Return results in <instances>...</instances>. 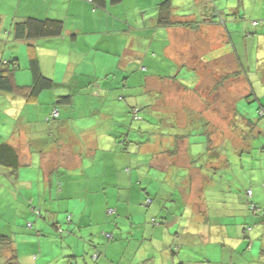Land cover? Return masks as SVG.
<instances>
[{
    "label": "trees",
    "instance_id": "trees-1",
    "mask_svg": "<svg viewBox=\"0 0 264 264\" xmlns=\"http://www.w3.org/2000/svg\"><path fill=\"white\" fill-rule=\"evenodd\" d=\"M85 1L91 3L94 9L104 8L107 2V0ZM109 1L117 5L121 3L122 0ZM156 11L157 17L154 28L156 29L157 27L158 30H161L163 27L168 26H192V28H197L200 24H205L206 22L216 24L222 23L223 26L227 28V32L229 30L227 34L228 39L225 42V46L229 47V49H233V52L235 53V55H237L236 58L238 60L239 54L237 47V38L241 34V31L235 26V21H233V14L226 17L218 9H215L212 12H207L204 16H202V18L200 19L201 21L192 20V22L191 20L189 21L188 19H184L182 16L177 17L176 15H174L172 13V4L170 0L159 2L156 5ZM261 17L262 18L260 19H247L246 21L249 22L253 27H257L259 25H264V16L262 15ZM244 21L240 19V23ZM2 22V16L0 14V26ZM117 27L118 25H116L114 28ZM2 30L5 32V36L2 38L3 49L7 52L12 53V55L0 60V93L11 94L17 98H20L18 100H20L22 103L24 100L26 101V105L31 106V103L41 101L40 95L44 91L53 89L56 87V84L60 83L53 74L48 75L45 73L40 63L38 47L44 45L48 48L50 41L54 38H56L58 42L56 43L58 44L56 47L64 46L62 45V43H59V41L66 36V21L63 18L41 16L40 14L37 15L36 13L27 12L25 14V6L22 5L20 11L19 5L16 14L13 16L11 25L8 28H2ZM250 34L251 33L246 32V36H250ZM109 35H111L110 32L104 34L105 38L113 37H109ZM114 35H117V31L114 32ZM71 36L75 37V34L72 33ZM10 39L16 42L24 41L27 45L26 51L28 54V68L30 70V83L27 82L28 84L21 85L16 81L15 72L19 67V59L17 51L14 48L10 50L7 48ZM107 41L108 40L106 39V41L104 42H98V44H96V47H98L97 50H100L99 48H105V46L108 45ZM148 42H150V40H148ZM69 48L70 54H73V52L77 50V56L83 55L84 58L75 61L73 66L68 67L66 71V77L70 76L73 79L75 78V80L73 81L76 82V85L81 84L80 82H83V85L86 84V89L84 93H77V91H79L80 89L78 88L74 93H70L67 95H63L65 93H59V95L56 94L55 98L62 102L64 106H61V104L60 106H57V103H55L51 98V100L47 102V106L44 109L43 114L40 116H37L36 114L35 118H32V121L29 122L30 126H33L34 128V131L32 130L33 140L31 144V149L34 156L33 164L35 163L40 167L42 165L41 159L47 153L43 152L52 151L53 147L55 149L62 150V147L60 145H66L71 135L81 138L84 133L89 132L90 134L95 135L98 140L97 148H95L93 154L96 158L94 159L89 156L92 159V163L88 164L85 168H80L82 170H85L80 173V177L83 178L85 182H88L90 184L89 180L93 173V169L95 168V166L92 167V164L98 157L103 154L102 152L105 147V143L111 144L116 141L127 156L129 154L134 155V150H136V155L139 145L149 141V138L152 137V135L157 133L160 135H167L172 131L180 130L177 126L178 120L175 113L171 112V114L174 116H170L167 115L168 113H170L169 110H162L163 103L161 104L159 102L164 101L162 100L164 99L163 92L149 87L152 79L158 81L159 84H164V82H172L182 85L185 84L183 82L177 81L175 77L176 74H181L182 72H179L177 70V66L175 63H173V61H170L163 57H157L155 60V50H151L149 51V54L146 53V56H153V59L151 58L150 60H153L155 63H157L159 68H154L151 65L149 66V64H152V61H149V63L146 64H142L141 66V63H143L144 61L141 60L140 62L139 58L135 59L134 57L128 56L129 54H125L124 44H122V47H116L110 50L105 49L106 51L111 53L109 58L110 66H108L109 69L105 72L102 71V75L99 76L97 74L86 73L84 71V66L86 64L91 66L95 65L93 64L94 57L88 49L82 50L78 43L72 42L69 43ZM18 51L21 52L23 56L25 55V51L22 50V46L19 47ZM93 53L95 54L94 51ZM244 55L248 56V52L246 51ZM124 62H128L131 64L124 67ZM220 78H222V76L218 77V80H220ZM261 79L262 76L260 77V79L255 78L251 82L249 77L247 76L246 81H248L249 84H262ZM186 85L193 86V84ZM103 90L109 95L108 100L105 98ZM80 94L84 95V105L87 107L88 112L85 116H81V121L78 122L80 118L79 112L72 106V104L79 101L80 98L76 97ZM240 100H248L254 102L251 106L252 111L250 112V115L248 114V116L252 117L246 119L241 116L239 117L237 104ZM138 101H142V103H138ZM145 106H150L152 109L149 107V110L151 111L150 115H146L143 117L142 115H140V112ZM60 108H63L64 113L60 110ZM230 110V113L232 114L230 124L231 127L228 128V130H226L224 133V135H226V138L222 141L220 140V142H218L216 145L212 144L213 140L210 138V132L208 131V122L203 120L199 123L190 122L192 126L190 125L189 127H187L188 129L184 132L186 136L183 137L184 135H179V138L177 139L180 140V138L183 137L189 140L192 147V149H190L191 161L193 165L195 163H199L197 165L201 169V172H203L201 175L204 176V193L210 204H214L217 202L218 204L222 205L221 208L224 211H229L230 209L226 208V204L230 202L231 198H235L236 194L234 191H229V187H243L244 191L242 189H238L241 190V193L238 191L237 194L238 196H240L243 191V194L245 193L244 198L246 196L247 199L246 201H244L243 198L238 199V202L246 204H244V206L245 208L247 206L246 209L248 213L247 215L244 214L243 216H241V219L244 221L245 216L246 218H248L249 216L248 219L252 220H250L249 222L241 221L239 222V224L243 222L242 234L243 238L249 239L250 244L248 248H246L250 250L253 243L251 231L253 230L254 226L258 225L259 220L264 222V205L252 200V184L247 188L244 187V184H249V181L245 183L239 178H225L222 175L221 168L228 169L229 167H231L232 157L229 155V152L232 149L236 154V161H238V157H240L241 160L245 159V161H247V159L249 158L251 163L258 161H260V164H262V162L264 163V144H262L261 141L262 137H264V103L260 100V97L258 98L253 93H250L238 99L236 105L230 106ZM101 116H105L104 119L101 120ZM80 122L82 123V127L81 129H77V125ZM159 122L161 123V125H158ZM65 124L70 125L72 129V132H70V136L69 134H65L63 131L59 132L58 130L63 129ZM194 150L199 152H195ZM218 150L225 152L224 155L220 154ZM107 154L109 157L112 156V152H109ZM82 156L88 157L86 154H83ZM82 162L84 163L83 158ZM24 165L25 162L24 160L20 159V152L18 147L9 141L0 140V170H2L0 172V180L2 181V185H25V181L21 180V173L19 172L21 167ZM63 167L66 166H61L58 169L50 168V171L46 176L49 178L50 184L55 185L57 188H61L63 180L68 178L69 176L62 169ZM41 168L42 172L45 174L44 168ZM69 169L78 170L79 168L74 167ZM183 172L185 175L188 174L187 170H183ZM228 173H230V171H225V173L223 172V174ZM252 180L250 182H252ZM208 185H213V189L209 188ZM83 188L84 184L82 186H78L79 191H82ZM207 190H211L213 191V193L211 195H206ZM171 191L172 187L168 190V194H171ZM26 197L28 199V206L31 208V211H35L36 207L32 204V201H30L31 194L26 195ZM232 200L235 202L234 199ZM154 201H156L155 196L146 197L144 199L143 206L148 209ZM208 210L209 214L207 216V223H210V217L213 216L212 212L214 211L209 207ZM115 211L116 209L108 208V212L110 214L115 213ZM89 215L90 219H92L93 214L90 213ZM163 215H153L150 218L151 222L153 224L162 223L160 218H162V220H165L166 218ZM143 216H145L143 212L140 216L138 215V217L141 219V222L137 223L135 227L143 226L146 229H149L150 226H146L145 222L148 220H143ZM70 222L72 225L74 224L72 217L70 219ZM63 223L64 222L56 221L53 224L58 229L60 234H63L65 232V230L63 229ZM226 223L227 224L222 225H230V223ZM25 226L32 228L33 224L31 222H28ZM86 226L87 228H90V230H92V236L100 238H114V234L112 232L109 233L105 230L101 231L98 228L99 225H95V227H92L91 224L81 225L79 222L77 225L75 224L74 227L70 226L69 229H66V234L68 236H64V238H70L71 233L80 236L82 230L86 228ZM97 229L98 231H96ZM85 230L86 232H88V229ZM90 230L88 232L89 234ZM83 236L86 235L83 233L82 238L84 239L85 237ZM103 241H105L107 244V240L104 239L91 240L87 243L88 246L93 247V249L95 248V250L92 249V253L90 254L94 261L98 260L102 254L99 249H101L100 246H102ZM65 248L68 251V255L66 256L70 257L68 262L70 264H73L71 258H76L80 254H78L77 251L72 250L71 241L65 246ZM68 248H71V250H69ZM181 249V246H177V248L172 250V254H178L177 251H180ZM10 250L12 251V256L10 255L6 258V260L4 261L5 264L10 262H17L18 252L14 247V242L11 234L7 231L6 228L2 227L0 228V256L6 254V252ZM245 251L247 250L242 249V251L239 252L238 256L240 258L248 257V263L244 264H254L255 261L253 260L252 255ZM244 253H246L245 256ZM218 255L219 256L216 255V257L214 256V260H211L212 262L209 264H222L221 262L218 263L217 259V257L220 258L222 256V253H219ZM207 259L209 260L210 258L207 257L204 260ZM176 264L186 263L176 262Z\"/></svg>",
    "mask_w": 264,
    "mask_h": 264
},
{
    "label": "crops",
    "instance_id": "crops-1",
    "mask_svg": "<svg viewBox=\"0 0 264 264\" xmlns=\"http://www.w3.org/2000/svg\"><path fill=\"white\" fill-rule=\"evenodd\" d=\"M162 1L164 0H122L121 3L116 5L107 0L104 8L94 9L92 4L85 0H30L29 3L25 1V14L29 12L36 13L37 15L40 14L41 16L63 18L66 21L67 30L66 36L62 40L60 39L61 42L59 41V43H62V45H64L63 47L70 52V42L78 43L79 45L83 42L84 46L86 47L85 49H88L94 57L93 64L97 65V62L100 63L102 66V71L104 72L109 69V58L111 55V53L105 49L110 50L116 47H122V44H124L125 54H129L128 56L134 57L135 59L139 58L140 62L141 60L144 61L141 63V66L142 64L152 61V64H149V66L151 65L154 68H159L157 63H155L153 60H150L151 58L153 59V56H146V53L149 54V51L151 50H155V60L157 57H163L173 61V63L176 64L177 70L179 72L184 70L183 67L187 68V70H194L192 72H198L197 70L199 69H197L196 66H190L187 64L191 61H196L199 64V67H204L207 65V63H213L215 66L217 65L216 61L224 56L232 58L237 64H239L236 58L237 55H235L233 49H229V47L225 46V42L228 39L227 34L229 30L227 32V28H225L222 23L216 24L206 22L207 24H200L197 28H192V26H168L163 27V30H158L157 27L155 29L154 27L157 17L156 5ZM170 2L172 4V13L177 17L182 16L184 19H188L189 21H201L200 19L202 16H204L207 12H212L215 9H218L223 13L224 16L228 17L232 13L243 9V7L248 8V2L246 0H170ZM237 3L239 5H237ZM122 5L125 6L126 10L127 7L132 8L133 13L131 18L121 19L122 11L120 7ZM150 10H154V12L147 16L146 13L150 12ZM139 16L142 17V21H140ZM132 19L133 24L130 27H127L126 23H124V20L130 22ZM246 20L242 23L235 21L236 28L243 32L244 30H247V28L253 29V26ZM142 22L144 25H146L147 29H152L151 32L148 30V33L144 35L145 37H141L142 34L139 33L137 28V24ZM116 25H118V27L114 28ZM2 28H8V26L3 22L0 26V60L12 55V53L3 49L2 38L5 36V32L2 30ZM204 28H209L210 32L207 30L203 32H208L212 36H216L218 39L223 38L224 43L216 48H207V46L204 44L201 45V42L199 44L191 43L189 45L187 36L191 34L193 35L195 32H201ZM116 31L117 35L115 36L114 32ZM108 32L111 34L109 37H113L105 38L104 34H107ZM72 33L75 34V37L71 36ZM184 36H186L185 40L188 41L187 47L189 48L186 54L183 52L173 54L170 50L173 42L183 39ZM81 37L84 39L83 41L80 40ZM106 39L108 40V45L103 49L99 48L100 50H97L98 47H96V44H98L100 41L104 42ZM148 40H150V42H148ZM56 43H58L57 39L54 38L50 41L48 48H44V45L38 47V55L42 67L44 60L55 59V55L57 54L56 46L58 45ZM93 51L99 52L100 54H94ZM46 55H48V57H46ZM130 64L131 63L124 62L123 66L125 67ZM219 66L221 65L219 64ZM212 69H214V74L218 71L216 70V67H213ZM210 71L211 69L207 66L205 72L208 73ZM205 72L203 73L205 74ZM45 73L50 75L52 72L45 71ZM27 75L28 74L25 73L23 78L20 79L21 83L29 82V77ZM261 80L262 84H249L247 81L248 86H245L246 90H243L244 94H242L240 98L253 93L256 97H260V100L264 103V71L262 73ZM167 85L168 84H159L158 81L152 79L149 87L160 90L163 92V94H165L163 88L167 87ZM172 85L176 88H184L188 92H194V96L197 97L194 99H197L200 103L202 102L200 95L201 93H199L198 90L203 88V84H193V86L186 84ZM215 86H213V88H215ZM103 94L108 100L109 95L104 90ZM240 98H234L233 100L231 99L229 101L230 106L236 105V102ZM18 99L20 98H17L11 94L0 93V140L9 141L16 145L20 152V159L24 160L26 166L32 165L34 162V156L31 149L33 140L32 133L34 128L29 124V122H31L30 120H32L29 113L31 106L25 105L26 113L25 115L20 116V123L25 122V126L20 129V132L19 129H16V131H6L4 133V130L6 129L5 125L8 123L9 118L13 119L6 111L4 105L7 104L11 107L14 103L22 105V102ZM205 101L206 98L203 99L204 103ZM159 103L162 104L164 101H160ZM218 106L222 105L218 104ZM167 115L174 116L171 113H168ZM104 117L105 116H101V120L104 119ZM199 120L202 121L201 119ZM207 120L210 121V119ZM178 129H180V131H172L167 135H160L158 133L152 135V137L149 138V141L139 145L136 155V150H134V155L129 154L127 156L116 141L111 144L105 143V147L102 152L103 154L92 164V167L95 166V168L93 169V173L89 182L94 192H101L102 194L106 193L101 185H106L104 180L108 176L116 178L123 176L124 174L128 176V184L122 182L118 183L117 185L120 189H128L130 191L135 190V182H141L142 186L143 181L147 180L149 184H153V186L156 188L157 198L148 209L146 208L144 215L149 214V218H151V216L156 214H159V216L165 214L163 216L169 218V220H172V223L176 224V229L174 232L170 227L165 228L167 232L166 241L163 240V235L156 236L155 233L151 232L150 239L153 243H155L156 246H152L151 242L150 246H141L143 243L137 245V249L132 252L134 254L138 253L137 260L128 261L127 264H176V262L186 264H209L212 262L211 260H214L213 258H215L216 255L219 256V253H222V258L217 257L218 263H248V257L240 258L238 256L242 249L247 250L245 252H248L252 255L253 260L255 261L254 264H264V222L259 220L258 225L254 226L253 230L251 231L253 243L250 250L247 249L250 244L249 239L243 238L242 223L244 221L249 222L252 220L248 219L249 216L248 218L245 216L244 221L241 219V216L244 214L247 215L248 213L246 209L247 206L246 208L244 206L245 203L238 202V199L243 198L244 201L247 199L246 196L244 198L245 193L243 194V187H229V191H234L236 193L235 198H231L230 202L226 204V208L230 209L229 211H224L221 208L222 205L218 204L217 202L210 204L204 193V176L201 175L203 172H201V169L197 165L199 163H195L194 165L192 164L190 157V149H192V147L189 140L187 138H183L186 136L184 132L188 128L186 126V128L182 129L178 126ZM58 130L59 132L63 131L65 134H69V136L71 134L70 132H72V129L68 124H65L63 129ZM208 131L210 132V138L213 140L212 144L216 145L218 142H220L221 139L219 140V138L222 135L221 130L208 128ZM179 135L184 136L179 140L177 139L179 138ZM85 136L89 137L87 141L83 140ZM158 136L165 138L164 145L158 151H144V148L157 141ZM171 136L174 138L171 140L172 142L169 141V137ZM261 141L262 144H264V137H262ZM97 142V137L93 134H90L89 132L84 133L81 138L71 135L66 145H60L62 150H58L53 147L52 151L43 152L47 153L41 159V167L44 168L46 176L50 171V168L58 169L61 166H66L68 168H81L83 167V154H86L87 156H90L94 159L96 158L93 154L95 148H97ZM81 143H84V146L79 150V144ZM109 152H112V156L110 157L107 154ZM132 157L136 158L133 160ZM101 159L106 161V164L110 163L112 166H115L116 171L113 175L103 174V176H101L97 173L96 168ZM139 168H145L146 170L148 169L147 171H149V176L142 178L140 177L139 173L133 172L139 171ZM159 170L166 171V174H162L167 176L169 185L172 187L171 194H163V188H161L162 186H160V184L159 186H156L153 183L151 176L155 177L156 172ZM183 170H187L188 174L185 175ZM179 174L180 176L185 177L179 178ZM258 180L261 181L258 183L253 182L252 184V200L264 205V172L263 174L259 175ZM157 181H159V178H157ZM238 189L243 190L240 196H238L237 193L238 191L241 193V190ZM111 195L114 196V193ZM232 199H234L235 202ZM208 207L210 209L212 208L214 211L212 212L213 216L210 217V223H207V216L209 214ZM123 213L125 216L131 215V213L128 212V209H126ZM102 215L105 219L106 214L104 211H102ZM138 215L141 214L138 213ZM241 221L243 222L239 224ZM78 222L82 225L81 221ZM122 222H126V220H122ZM226 222L230 223V225H222L227 224ZM155 229L156 228H153V230ZM144 231V233H147L148 229L144 228ZM179 237L183 238L182 243L178 241ZM143 240L146 239L143 238ZM130 245H132V243H129V246ZM176 245L181 246L182 249L177 251L178 254L173 255L172 250L175 249L174 246ZM211 246H213L212 250H210ZM108 247L109 246H106L105 241H103L102 246H100L101 249L97 247L102 252V254L98 260H95L96 264H98L99 261H108L111 264H118L114 257H111L110 259L108 255ZM119 247L120 246L115 245L113 248V252L117 257L119 255ZM123 247L126 251L129 249L128 246ZM191 248H195L194 251L196 254L190 253ZM93 250H95V248ZM155 252L161 253L159 260H157ZM245 255L246 253H244V256ZM207 257L210 259L204 260ZM85 259L87 260V258ZM119 264L126 263L119 262Z\"/></svg>",
    "mask_w": 264,
    "mask_h": 264
},
{
    "label": "rangeland",
    "instance_id": "rangeland-1",
    "mask_svg": "<svg viewBox=\"0 0 264 264\" xmlns=\"http://www.w3.org/2000/svg\"><path fill=\"white\" fill-rule=\"evenodd\" d=\"M25 1L28 3L30 2V0H0V14L4 24L8 25V27L11 25L13 16L16 14L18 6L20 5L21 11V6H25ZM246 1L248 2V8L243 7V9L238 12L232 13L233 21L238 20L240 22V19L244 21L246 19L250 20L262 18L261 16L264 14V0ZM237 5L239 4L237 3ZM120 9L122 11L121 19L131 18L133 13L132 8L127 7L126 10L125 6L122 5ZM152 12H154V10H150V12L146 13L147 16ZM139 19L142 21V17L139 16ZM124 23H126L127 27H130L133 24V19L130 22L124 20ZM263 26L264 25H259L257 27H253V29L247 28V30H244L247 33H251L250 36H246V32L241 31V34L237 38L239 64L228 56L218 59L216 61L217 65L215 66L213 63H207L206 66L199 67V64L196 61H191L187 64L190 66H196V68L199 69L197 70L199 78L197 73H193L191 70L187 71V68L185 67H183L184 71H182L181 74H176L175 77L179 82H183L185 84H203V88L198 90V92L201 93V103L198 102L197 99H194L197 98L194 96V92H188L181 87L176 88L172 85L175 83L164 82V84L168 85L163 88L165 94L162 110H169L170 113H175L178 120V126L182 129L186 128V126L189 127L191 125L190 122L199 123V119L206 121L209 124V128L221 130L222 135L219 140H224L226 138V136H224L225 131L231 127L230 124L232 114L230 113L231 110L229 101L234 98H240V96L244 94L243 90H246L245 86H248L249 83L246 81L247 76L252 82L255 78L260 79L264 71ZM137 28L139 33L142 34L141 37H145L144 35H146L149 30L143 22L138 23ZM205 30L209 31V28H204L201 32H195V34L187 36L189 45L191 43L199 44L201 42V45L204 44L207 48H216L224 43L223 38L218 39L216 36H212L208 32H203ZM149 31L151 32L152 29ZM185 38L186 36H184L183 39L173 42L170 47L173 54L178 52L186 54L189 48L187 47L188 41L185 40ZM80 40L83 41L84 39L81 37ZM20 46H22V50L25 51L24 56L18 51ZM46 47L47 46H44V48ZM80 47L82 50L86 48L83 42L80 43ZM7 48L9 50L14 48L17 51L19 59V67L15 72L17 83L21 85L28 84L25 82L21 83L20 80L23 78L25 73L28 74V77L30 75V70L28 68V54L26 51L27 45L24 41L16 42L10 39ZM56 50L57 54L55 55V59L44 60L43 67L45 71H51V74H53L60 83H58L59 85L56 84L55 88L44 91L40 95L41 101L31 103L32 109L29 111L31 118H35L36 114L37 116L42 115L47 106V102H49L51 98L55 103H57V106H60V104L61 106H64L62 102L55 98L56 94L59 95V93H65L63 95H67L74 93L78 88L80 89L77 93H84L86 89V84L83 85V82L76 85V82L73 81L75 78L73 79L70 76L66 77L68 67L73 66L75 61L83 59L84 56H77V50L70 55V52L63 46L57 47ZM246 51L248 52V56L244 55ZM94 52L95 54H100L99 52ZM46 57H48V55H46ZM70 61L74 62L71 63ZM219 64L221 66H219ZM207 66L211 69L208 73L205 72ZM213 67H216V70H218L215 74L213 73ZM84 71L86 73H94L101 76L102 66L98 62L97 65L93 66L86 64L84 66ZM203 72H205V74ZM220 76H222V78L218 81V77ZM213 86H215V88H213ZM76 98L80 99L78 102L73 103L72 106L79 112V122L81 121V116H85L87 114L88 109L84 105L85 101L83 99V94L78 95ZM204 98H206L205 103L203 102ZM138 103H142V101H138ZM253 103L254 102L248 100H240L237 104L239 117L241 116L244 119L252 117L248 116V114L250 115V112L252 111L251 106ZM218 104L222 106H218ZM25 105L26 101L24 100L22 105H19L18 103H14L12 107L7 104L4 105L6 111L13 118L10 119L8 117L9 121L5 125L6 129L4 130V133L6 131L10 132L16 129H19L20 132V129L25 126V122L20 123L19 120L20 116L25 115L26 113ZM149 107L145 106L143 108L144 111L141 110L140 115L143 117L150 115L151 111L149 110ZM60 110L64 113L63 108H60ZM207 119H210V121ZM158 125H161V123L159 122ZM81 127L82 123L80 122L77 125V129H81ZM88 139L89 137L85 136L83 140L87 141ZM173 139L174 138L172 136L169 137V141ZM164 141L165 138L158 136L155 143L153 142L143 150L158 151L164 145ZM83 146L84 143L79 144L78 149H82ZM194 151L199 152L196 150ZM218 152L222 155L225 153L220 150H218ZM229 155L232 157L231 167L228 169L221 168L222 175L225 178H239L245 183L249 181V184H244L245 188L253 184V182L258 183L261 181L258 180V177L264 172L263 162L261 166L259 163L260 161L251 163L249 158L245 161V159L241 160L240 157H238L239 160L236 161V154L233 149L230 150ZM82 158L84 160L83 168L92 163V159L89 156H82ZM135 158L136 157H132L133 160ZM62 169L69 176L63 180L61 188L51 185L49 178H47L42 172L41 166L39 167L35 163L32 165H24L19 171L21 173V180L25 181V185H2V181L0 180V228H6L11 234L14 247L18 252V264H70L68 262L70 257L66 256L68 255V251L65 248L70 241L72 244V250H75L78 254H80L76 258H71L73 264H96L92 256H90L93 247L88 246L87 243L88 241L97 239L107 240L106 246H109L107 249L110 259L111 257H114L118 264L119 262L127 264L128 261L137 260L138 253H132L137 249V245L143 243L141 246H150L151 242L152 246H156L155 243L150 241L151 232L155 233L156 236L163 235V240L166 241L167 232L165 228L170 227L173 232L176 229V224L172 223V220H169V218H165V220L160 218L162 223L153 224L149 218V214L143 216L142 218L143 220H148L145 221L146 226H150L147 233H144L145 227H135L137 223L141 222V219L138 217V213L141 214L143 212L144 214L146 211V207L143 206L144 199L151 196H155L157 198L156 188L153 184H149L147 180L143 181L142 186L141 182H135V190L130 191L128 189H120L117 185L122 182L128 184V176L125 174L123 176H119L118 178L108 176L104 180L106 185L103 186L100 184L101 187H103V190L106 191L105 194H102L101 192H94L91 188L92 186L80 177V173L85 170L80 168L78 170H71L68 167H63ZM96 170L101 176H103V174L113 175L116 171L115 166H112L110 163L106 164V161L103 159L99 161ZM147 170L145 168H139V171L133 172L139 173L140 177L145 178L149 176V171ZM1 171L2 170H0V172ZM225 171H230V173L223 174ZM162 173L166 174V171L159 170L156 172L155 177L151 176V178L156 186H159V184L162 186L161 188H163V194H168V190L171 186L169 185L167 176ZM178 177L182 178L181 176ZM157 178H159V181H157ZM251 180L252 182H250ZM82 183L84 184V188L82 191H79L78 186H82ZM208 187L213 189V185H208ZM112 193H114V196L111 195ZM212 193L213 191L211 190L206 191V195H211ZM28 194H31L30 201H32V204L36 207L35 211H31V208L28 206L29 202L26 197ZM108 208L116 209L115 213L110 214L108 212ZM126 209H128L129 213H131L130 216H125L123 213ZM102 211L106 214L105 219L102 215ZM90 213L93 214L92 219H90ZM156 215L159 216V214ZM71 217L74 222L73 225L70 222ZM122 220H126V222H122ZM56 221L64 222L63 229L65 232L63 234H60L58 229L53 225ZM78 221H81L82 225L91 224L92 227L99 225V229L101 231L105 230L109 233L112 232L114 234V238H100L92 236V230L86 226L83 230L88 229V232L90 230V234L86 232V230H82L80 236L71 233L70 238L66 239L68 236L66 234V229H69L70 226L74 227L75 224L77 225ZM28 222L33 224L32 228L25 226ZM153 228L156 229L153 230ZM96 231H98V229ZM83 233L86 235L83 236L85 237L84 239L82 238ZM64 236L66 237L64 238ZM144 237L146 240H143ZM182 240V237L178 238L180 243L183 242ZM129 243H132V245L129 246ZM115 245L120 246L118 257L113 252ZM123 246H128L129 249L126 251ZM174 248H177V245L174 246ZM212 248L213 246H211L210 250H212ZM68 249L71 250V248ZM194 249L195 248H191L190 253L196 254ZM10 255L12 256L11 250L7 251L6 254L1 255L0 264H3L6 258ZM155 255L157 260H159L161 253L155 252ZM85 258H87V260ZM98 264L111 263L108 261H99Z\"/></svg>",
    "mask_w": 264,
    "mask_h": 264
},
{
    "label": "water",
    "instance_id": "water-1",
    "mask_svg": "<svg viewBox=\"0 0 264 264\" xmlns=\"http://www.w3.org/2000/svg\"><path fill=\"white\" fill-rule=\"evenodd\" d=\"M8 264H18L17 262H10V263H8Z\"/></svg>",
    "mask_w": 264,
    "mask_h": 264
},
{
    "label": "clouds",
    "instance_id": "clouds-1",
    "mask_svg": "<svg viewBox=\"0 0 264 264\" xmlns=\"http://www.w3.org/2000/svg\"><path fill=\"white\" fill-rule=\"evenodd\" d=\"M18 263V262H17ZM8 264V263H7Z\"/></svg>",
    "mask_w": 264,
    "mask_h": 264
}]
</instances>
